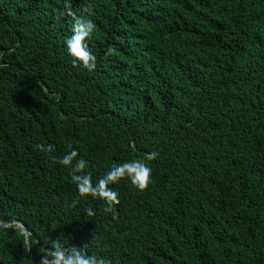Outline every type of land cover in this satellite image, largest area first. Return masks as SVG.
Returning a JSON list of instances; mask_svg holds the SVG:
<instances>
[{"label": "trees", "instance_id": "1", "mask_svg": "<svg viewBox=\"0 0 264 264\" xmlns=\"http://www.w3.org/2000/svg\"><path fill=\"white\" fill-rule=\"evenodd\" d=\"M88 6L93 73L60 0H0V264H35L45 238L111 264H264V0ZM69 145L94 180L157 151L152 182L114 185L113 219L56 163Z\"/></svg>", "mask_w": 264, "mask_h": 264}, {"label": "clouds", "instance_id": "2", "mask_svg": "<svg viewBox=\"0 0 264 264\" xmlns=\"http://www.w3.org/2000/svg\"><path fill=\"white\" fill-rule=\"evenodd\" d=\"M62 7L59 8V14L71 19V35L65 38L64 46L67 55L71 58V64L75 68H82L88 73L96 70L97 57L90 51L89 41L91 40L96 23L91 18L93 12L90 6L81 9L80 15L73 11V0H60ZM6 65H0L4 68ZM38 149L44 152H52L53 145H36ZM70 150L65 152L56 163L67 169L70 174V180L75 185L76 193L81 199L99 200L104 204V211L111 213L112 218L116 219V206L119 205V193L114 189V185L121 180H126L132 188L138 192L146 190L152 182V168L148 161H154L158 158L157 151H151L145 154L143 159H128L123 162H113L111 166L93 179L92 173L88 171L89 161L84 159L78 150L69 145ZM75 203V201L73 202ZM87 215L92 216L93 210L87 209ZM15 224L17 221H10ZM30 237V233L27 234ZM26 243L28 240L26 238ZM29 248L31 247L28 243ZM84 247L65 246L61 239L45 238L39 249V259L35 264H111L103 257L89 254ZM42 250V251H41Z\"/></svg>", "mask_w": 264, "mask_h": 264}, {"label": "water", "instance_id": "3", "mask_svg": "<svg viewBox=\"0 0 264 264\" xmlns=\"http://www.w3.org/2000/svg\"><path fill=\"white\" fill-rule=\"evenodd\" d=\"M0 226H4V224L0 222ZM5 226H7V225H5ZM18 227L24 230V228L21 225H18ZM25 234H27L26 231H25Z\"/></svg>", "mask_w": 264, "mask_h": 264}]
</instances>
